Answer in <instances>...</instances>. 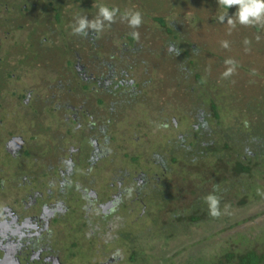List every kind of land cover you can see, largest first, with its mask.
Masks as SVG:
<instances>
[{
	"label": "flooded vegetation",
	"instance_id": "obj_1",
	"mask_svg": "<svg viewBox=\"0 0 264 264\" xmlns=\"http://www.w3.org/2000/svg\"><path fill=\"white\" fill-rule=\"evenodd\" d=\"M81 2L85 5L89 0ZM26 7L23 4L21 11ZM164 22L168 25L170 20L164 18ZM163 39L165 38L162 37V42ZM137 42L135 37L132 46L126 50L136 61L134 68L138 65L145 67L147 60L141 57L147 47L142 44L138 46ZM167 46L170 47L168 53L164 49ZM176 47L177 45L164 43L155 48L158 55L152 56L161 57L163 64L157 63L158 68L166 70L164 77L175 89V101L171 103L176 105V109L179 107L185 111L183 117L191 120L192 134L185 133L172 139L170 142L174 146L168 158L165 159L162 154L155 152L153 156L148 157L160 168L162 178L165 174L175 172V168L181 170L182 167L192 164H195L196 168L197 163L199 170L203 172V162L195 157L198 151L192 149V144L196 143L195 140L202 142L203 137L209 139L210 136L211 144L215 142V136L208 130L207 123H204L208 118L213 121L212 110L208 103L206 111L200 107L202 103L199 93L202 86L195 78L196 70H181L182 53L176 50ZM48 51L49 49L46 53ZM41 55L42 51L34 41L26 55L33 61L28 58L24 64L27 68L34 66V69L38 68V63L39 68L43 67L59 75L54 83L47 87L48 99L45 106L52 111L48 106L57 103V108L70 112L61 114L60 121L74 125L77 123L79 132L73 133L82 134L72 140L66 148L53 144L52 135L46 132L52 131L54 120L45 122L38 118L41 94L32 88L18 94L10 91V98H6L8 83L4 79L10 78L11 75L9 72L2 75L6 69L4 65H0V107L5 109L2 101H7V104L16 107L15 114L17 109L18 113L21 111L17 116L20 123H23L25 118L29 121L27 125L23 123V128L19 127L20 123L0 126V161L2 160L1 164L5 166L3 168L0 164V264H65L62 260L67 249L72 250L81 245L86 246L90 257V260L83 257L82 260L87 261L83 264H118L119 257L106 254L105 251L118 249L122 254V247L138 250L137 238H129L128 232H131V235L139 234V231H136V219L140 217L138 220H141L151 214L145 212V203L148 202L146 192L149 186L155 187L160 178L155 174L152 176L144 173L141 169L129 172V169L104 167L101 160L106 151L101 136L109 125L121 117L125 108L130 109L137 104L145 107L153 105L146 96L148 81L137 83L132 70L127 71L129 69L124 68L106 72L85 70L84 63L82 65L76 61V64H73L72 60L70 67H64L59 61V66H54L51 56L47 55L49 59L42 62ZM169 64L173 66L170 67ZM209 71L204 73L210 79L214 78L213 75L217 77V70ZM143 73L145 76L146 71L143 70ZM85 84L88 85L87 89L83 88ZM206 85L204 87H207ZM186 86L191 91L195 90L194 106L188 104V110H185L186 101L180 92L181 89H186ZM163 115L164 111L161 116ZM130 117L131 114L127 116ZM174 119L171 118V122L176 127L177 122ZM44 123L46 128L42 132L48 134L44 136L45 140L41 138L42 134L38 135L35 128H32V125L36 124L40 129ZM68 134L70 135L71 131H68ZM39 138L43 142L38 141ZM199 149L202 151L200 146ZM124 157L138 167L139 155L135 150L131 149ZM170 159H174L173 162ZM100 170L106 171L105 182H100ZM9 197L13 200L5 202ZM137 205L142 206V210L139 216H134ZM70 207L74 210L75 221L66 223L65 216ZM132 217L135 222L127 224V220ZM76 226L78 232L72 229Z\"/></svg>",
	"mask_w": 264,
	"mask_h": 264
},
{
	"label": "rangeland",
	"instance_id": "obj_2",
	"mask_svg": "<svg viewBox=\"0 0 264 264\" xmlns=\"http://www.w3.org/2000/svg\"><path fill=\"white\" fill-rule=\"evenodd\" d=\"M7 1V7L0 5V65L3 66L6 70L2 75L10 73V78L4 79L7 80V97L10 98V91H14L16 94L21 93L22 91L29 89H36V92L41 94V106H40V115L39 119L45 122H50L54 120L53 125L51 126L53 144H59V147L66 148L72 140L74 141L79 137L82 132H79L77 123L71 124L63 123L60 121L61 114H70L65 110H61L56 107L57 103H51L49 108H52V111L45 106V101L48 99L47 87L52 85L59 76L58 74L47 71V69L41 67L39 68L38 63L37 67L27 68L24 64L25 60H28L27 52H30V48L34 44L38 46L37 42L42 43L41 51L53 58V65L59 66L57 63L60 58L67 55L70 57L72 53L75 56L74 59L71 58L73 64H76V61H79L82 65V47L84 43H88L85 35L80 33H74L72 28L75 26L78 17H86L89 20H95L94 14L98 12L100 5H105L108 8H115L120 10V12H130V11H139L141 13V18L143 19L144 26H146V37L142 40L147 41L146 47L149 44L153 48L161 47L163 31L157 28V24L153 21V17L162 16L165 19L173 20L176 16L186 20V28L188 30L189 36L186 41V38L183 44L188 48L190 43H197L198 45L203 43V39H206V46L209 48L217 46V44L222 45V42H225L224 37H227L226 34H223L221 30L227 31V23L218 26H207V23H204L205 18H217L220 14L225 12L218 0L217 9L213 6L217 4L215 0H182L188 1L191 4L190 8L184 9L181 12L179 9H174L175 12L172 15H169L168 12L164 13L160 10V4L168 3L169 0H152L157 3V7H150L142 4V0H89L85 5L82 4L81 0H60V7L62 11L61 20L64 21L65 25L61 28L55 27V34H49L48 32L42 31L41 28H38V25L32 21L34 16L27 15L23 13L20 7L26 2V0H2ZM168 1V2H167ZM171 2H181V0H170ZM198 5L203 6L199 8ZM9 9V10H8ZM181 13V14H180ZM30 14V13H29ZM65 14V16H64ZM119 11L116 13L114 18L110 23V27L106 26L102 28L99 32H103L108 40H111L109 43L106 42V50H104L103 60L105 66L102 67V71L106 72L108 70L107 66L112 65L116 69L120 67L121 63L117 55L107 58V52L113 47L120 49V46L123 47L126 44V40L120 38L121 28L127 27L125 19L119 21ZM40 17V16H39ZM25 22L26 27L23 30L14 31L13 22ZM29 21V22H28ZM32 21V22H31ZM209 22V21H208ZM261 24V25H260ZM262 31H257L256 39L253 45H249L237 49L236 45L243 46L246 42H243L237 38L234 40V43L230 42L227 44V47L223 46L219 51L221 53H236V59L232 60L234 64H237V70L239 74H247L246 83H241L242 85L237 86L238 95H229L228 99H231L230 102L225 100V98L220 97L221 102L226 101L227 108L226 110L225 103L221 109L224 110V116L222 119H219V125H216L210 119H207V128L213 133L214 141L220 142L223 138H231L232 134L235 132L236 127L242 126V123L251 121L254 118V115L250 112L240 114L241 110H235L234 104H236L237 99L242 96V92H250L246 95V98L242 100L253 99L254 94H256V88H264V23H260ZM37 28V31L33 32V29ZM139 31V30H138ZM155 32V35L153 34ZM8 33V35H7ZM43 37L46 40H44ZM35 39V40H33ZM182 44V45H183ZM170 47L167 46L165 51ZM204 48H206L204 46ZM217 48V47H215ZM226 48V51H225ZM49 51L46 53V50ZM228 49V50H227ZM213 52V50H212ZM168 53V52H167ZM220 53V54H221ZM43 54V55H45ZM205 51L198 47L197 50L190 53L189 57H182L181 66L186 68H193V63L199 64L195 67L196 70H208L205 72H210V65H215L214 62L217 57L213 56L210 59H206ZM233 55V54H232ZM101 56V57H102ZM222 58L227 57L225 54H221ZM143 60H147V66H136V68L131 69L133 77L136 79L137 83L147 80V89L146 96L149 103L153 105H148V107L143 106L142 104H137L133 108H125L124 113L117 119V121L109 125L107 131L104 135L101 136L102 141L105 145V154L101 160V164L104 167L120 168V169H129V172H132L137 169H141L142 172L155 174L160 178L158 185H163L164 190L169 193L175 194L179 193L182 210L185 213V217L189 216L192 212V209L198 211L204 209L203 201L204 196L209 191V184H204L203 186L197 189L193 186L197 182H200V179L197 176L191 175V171L183 172L175 168V172L167 175H162L160 168L149 160V156L155 154H162L164 158H168L170 150L173 148V143L170 141L177 138L179 135L185 133L192 134V123L190 119L183 117L185 111H182L179 107L176 109V105L171 103L173 94L175 92L174 87L171 82L165 79L166 70H159L158 64H163L161 57L157 58L156 56L142 55ZM31 59V58H30ZM99 59V58H98ZM97 59V60H98ZM32 60V59H31ZM151 60V61H149ZM33 61V60H32ZM45 59H42V62H45ZM205 62V66L203 63ZM158 63V64H157ZM246 64V66L244 65ZM172 67V64H169ZM67 67H70L67 66ZM245 67V68H244ZM193 68V70H195ZM143 70L146 71L144 76ZM172 68L170 69V72ZM220 74V73H219ZM101 75V74H100ZM177 75V73L175 74ZM4 78V77H3ZM70 78L76 80L75 77L70 76ZM64 80V79H63ZM73 80V81H74ZM191 81V80H190ZM72 82V80H71ZM150 82V83H149ZM234 82V79H233ZM78 82H76V85ZM187 87V86H186ZM202 90V89H201ZM35 91V90H34ZM203 91V90H202ZM228 93V92H226ZM225 93V94H226ZM262 99V98H258ZM3 107H0V126H8L12 123L18 125L20 121L18 120V109L17 114L14 113L16 107H12L11 104H7V101H2ZM55 102V101H54ZM207 103H202L200 105L201 109L206 111ZM260 109L263 107H259ZM49 110V111H47ZM187 110V109H185ZM164 111L165 115H162ZM49 112V113H48ZM131 114L130 118L127 116ZM47 118H43V116ZM235 116V117H234ZM237 117V118H236ZM171 118H175L176 127L172 125ZM184 119V120H183ZM79 120V118H78ZM183 121V122H182ZM25 124L29 122L27 118L24 120ZM23 122V123H24ZM23 123H20V128H23ZM254 123V122H253ZM32 128H35V132L47 136L45 132H42L46 128L45 123L41 125L40 129L37 128L36 124L32 125ZM243 129V128H241ZM249 127V132H251ZM22 130V129H18ZM68 131H71V134H68ZM73 131H77L73 133ZM242 132H246L241 130ZM251 134V133H250ZM37 135V134H35ZM41 135V136H42ZM145 136V137H144ZM39 138L38 141L43 142ZM190 138V137H189ZM213 138V137H212ZM204 139V140H203ZM202 141L205 142L207 139L203 138ZM229 141V140H228ZM146 142V143H145ZM251 144H249V147ZM131 149L136 151V154L139 155V164L138 167L136 164H131L127 158L124 157V154L129 152ZM238 154H241L242 147L238 146L236 148ZM157 152V153H156ZM212 160L205 161L204 164H209ZM2 160L0 161L1 164ZM3 168V166L1 164ZM0 167V169L2 168ZM205 168L203 171L205 174L209 172L207 166H202ZM170 168L174 169V167ZM36 169V168H35ZM114 170V169H112ZM105 170H100V182H105L107 179L105 175ZM111 173H109V178ZM162 178V179H161ZM198 184V183H197ZM233 186L227 193H223L220 197L223 198L225 202L220 208L221 214L216 217H212L207 221H200L196 224L188 225L178 224L174 225V221L168 218L164 211L156 210L151 205L147 204L145 212L154 214L156 221L154 222L150 215L147 217L138 220L136 219L137 227L139 234L131 235V232H128L129 238H137V248L142 250V253L137 250L132 252L129 247H122V254L119 252L117 255L118 249H107L106 254L118 256V264H199L201 260L211 259V257L217 256L223 249H239L243 250L248 247H257L258 243L262 241L264 236V199L257 200L255 202H249L246 206L236 207L234 202L242 199V195L238 194V188ZM223 187V186H222ZM249 199H251V194H248ZM9 200L5 202H10L13 198L9 197ZM148 203V202H147ZM195 203V204H191ZM190 204L192 208L189 207ZM134 210V207H130ZM142 210V206L137 205L135 207L134 216H139ZM74 210L70 207L67 215L65 216L66 223H72L75 221ZM123 214V212H121ZM165 219V220H164ZM58 221V220H57ZM127 224H133L135 222L134 217L127 220ZM158 221V222H157ZM157 222V223H156ZM171 223V224H167ZM133 226V225H132ZM142 230H140V227ZM74 232H78V228L72 227ZM61 234V233H60ZM58 235H56L57 237ZM144 252V254H143ZM133 256L132 261L130 256ZM107 256V255H106ZM110 257V256H108Z\"/></svg>",
	"mask_w": 264,
	"mask_h": 264
},
{
	"label": "trees",
	"instance_id": "obj_3",
	"mask_svg": "<svg viewBox=\"0 0 264 264\" xmlns=\"http://www.w3.org/2000/svg\"><path fill=\"white\" fill-rule=\"evenodd\" d=\"M126 1V0H125ZM134 1V0H132ZM166 2V0H164ZM217 2L216 5H214V8H218V0H215ZM7 2V1H6ZM5 1L0 0V5H4L7 7ZM142 4L150 7H157V3L152 0H142ZM168 2V1H167ZM60 0H26L24 3L27 7L22 12L26 13L27 15H33L34 23L38 25V28H41L42 31L48 32L50 35L53 33L55 34V27L61 28V26H64L65 23L63 20H61L62 11L60 7ZM34 5V6H33ZM191 4L187 1L181 2H171L169 0L168 3H161L160 4V10L164 13H167L169 15H172L173 12H175L174 9L181 8L179 11L181 12L184 9L190 8ZM200 5H198L199 7ZM203 6H200L199 8H202ZM222 9H224L227 12V16H232L236 9L238 8V5H232L229 8L225 9L222 5H220ZM22 8V6L20 7ZM9 10V9H8ZM120 14V20L122 19V12L120 10H117V14ZM173 11V12H172ZM30 13V14H29ZM97 14H94V18H97ZM181 14V13H180ZM175 18L173 20H170V23L167 25L164 22V17L162 16H156L153 17V21L158 25L157 28L163 31V35L165 40L163 39V44L166 45H177L176 50L181 51L183 57H189L190 53H194L195 50H197L198 47L203 49V52L205 51V57L206 59H210L211 57L215 56L218 60L214 62L215 65H210V70H217V77L213 75V79L205 74L204 71L196 70V66L198 67L199 64L193 63V68H195V78L202 86V90L200 91V103H208V106H210L212 110V117L213 122L216 125H219V119H222V116H224V110L221 109V106L223 107L225 103V107H223L225 110L227 108L226 101L221 102L220 97L223 96L225 100L230 102L231 99H228L229 95H238L237 92V86L242 85L241 83H246L247 74L241 73L239 74L237 70L238 65L237 64H228L225 63L226 60L229 59H236L237 55L236 53H228V51L225 53L224 51L221 53L219 51L220 48H223L222 45L217 44V48L212 47L209 48L208 45L206 46V39L203 43L198 45L197 43H190V47L185 49V45L183 44L185 38L187 42L189 33L186 28L187 22L186 20H183V18H180L174 14ZM40 16V17H39ZM65 16V14H64ZM227 16L225 17V21L227 19ZM233 19L235 20V16H233ZM115 21V18H113ZM31 21V22H32ZM209 21V22H208ZM29 22V21H28ZM126 22V29L121 28V39L126 40V44L123 45V47L120 46V49L116 47H112L107 52V58H110L111 56L114 57V55H117L119 58V61L121 63L120 67H117L116 69L112 65H108V70H119L121 69H129L127 71H131L135 66V59L133 58V55L129 53L126 48H130L132 46V43L134 41V37L132 36V32H137L138 35L136 36L137 45H143L145 46L148 42L143 41L142 39L146 37V26L142 25L143 19H141V23L139 26L133 28L129 26L127 19H125ZM207 23V26H218L223 25V23L219 22L217 18H205L204 23ZM14 23V31L16 30H23V28L26 27L25 22H13ZM108 27H110V23L108 21L104 22ZM226 23V22H225ZM213 24V25H212ZM261 25V24H260ZM258 24H249V25H242L238 22L235 23V26H228L227 31L221 30L223 34H226L227 37H224L225 42L229 44L230 42L234 43V40H239L246 42L243 46L236 45L237 49L245 47L249 45H253L258 38L256 35L257 31H262L261 26ZM62 29V28H61ZM39 30L37 28L33 29V32ZM153 34L155 35V32L153 31ZM85 35V38L87 39L88 43H84L82 47V63H84L85 70H102V67L105 66V62L107 60H103L104 50H106V42H110L111 40H108L106 35L103 32H96L94 30L89 29ZM44 40L47 38L46 36L43 37ZM168 40V41H166ZM184 42V43H185ZM38 47L42 48V43L37 42ZM145 44V45H144ZM183 44V45H182ZM126 45V46H125ZM153 45L150 47H147L144 55H147L151 58L152 55H158V50L153 48ZM204 46L206 48H204ZM157 48V47H156ZM264 49V48H263ZM213 50V52H212ZM228 50V49H227ZM226 51V48H225ZM138 52H141L138 50ZM225 54L227 57L222 58L221 54ZM264 53V50L262 51ZM42 52V58L45 60H48L49 57L47 54ZM233 54V55H232ZM76 55L72 54L70 57L67 55H64V57H59V62L65 67L71 65V58L74 59ZM102 56V57H101ZM240 57V55H238ZM99 58V59H98ZM98 59V60H97ZM211 60V59H210ZM232 61V60H231ZM53 62V60H52ZM136 65V64H135ZM205 66V62L203 63ZM246 66V64H244ZM247 67V66H246ZM193 68L190 67H182L181 70H193ZM245 68V67H244ZM232 69L231 72H229L227 75L224 73L228 70ZM220 73V74H219ZM97 76V75H95ZM188 76V75H186ZM210 79V80H209ZM234 79V82H233ZM209 80V81H208ZM206 82L207 85L205 84ZM215 82V84H213ZM87 83V82H86ZM207 87H204V86ZM85 89L88 88V85L85 84L83 87ZM256 94H254V100L249 99L243 102L242 100L246 98V95L250 92L245 91L246 93L242 92V96L237 99L236 104L234 106L236 107L235 110H241V115L250 112L254 115V118L247 122L242 123V126L236 127L234 129V133L232 134L231 138H223L220 142H214L211 144L210 138L207 139L204 143L198 142L195 140L196 143L192 144V149L195 148L196 151H198L196 158L200 159L203 164L202 166H207L210 170L207 174L199 170V166L197 163V166L195 168V164H192V166H186L182 167L181 171L187 172L191 171V175L197 176L200 179V182H197L196 184H193L194 187L199 189V187L203 186L204 184H209V191H207V194L214 193L219 198V205L218 207H221L225 202L223 201V198L220 196L223 193H227L230 187H237L238 188V194L242 195V199L238 200L237 202H234V206L236 207H243L246 206L249 202H255L260 199H264V88L258 87L256 88ZM182 95L185 98V109L188 110L189 106H194L193 98H194V92L195 90L191 91L188 87L183 90L181 89ZM228 92V93H226ZM226 93V94H225ZM186 95V97H185ZM66 97V96H64ZM67 98V97H66ZM262 98V99H258ZM175 96L170 101H175ZM263 107V108H259ZM235 117V116H234ZM237 118V117H236ZM209 119V118H208ZM211 120V119H210ZM207 119L206 122L207 123ZM254 122V123H253ZM249 127L252 128L251 132H249ZM243 128V129H241ZM241 130H244L246 132H242ZM251 133V134H250ZM204 138V137H203ZM202 138V139H203ZM204 140V139H203ZM229 140V141H228ZM192 143V142H191ZM207 143V144H206ZM249 144L251 146L249 147ZM199 146L201 147V150L199 149ZM240 146L242 147L241 154H238L239 152L236 151V148ZM200 152V154H199ZM208 154V155H207ZM208 156V158H206ZM212 161L209 164H204L205 161L211 160ZM174 159H170L171 162H173ZM195 169V170H194ZM202 169V168H201ZM223 186V187H222ZM252 195L251 199H249L248 194ZM148 195L147 201L154 209L164 211V215L166 214L169 219L174 221V225L185 224L188 223V225L196 224L198 222L207 221L211 219L213 216L208 214V207L205 200L203 201V207L204 209L200 210L199 213L197 210L192 209V212L189 216L185 217V213L181 208L182 202L180 201L179 193L172 194L168 191L164 190L162 185H155V187L151 188L148 187V191L146 192ZM205 197V196H204ZM195 204V203H191ZM190 208L192 206L188 204ZM151 219L155 222L157 217H154V214H150ZM165 220V219H164ZM158 222V221H157ZM156 222V223H157ZM171 224V223H169ZM137 231V229H136ZM85 245H81L80 247L77 246L76 248H73L72 250L67 249V253L65 252L63 255L62 263L65 264H83L87 261H83L82 258L86 257L90 260L89 252L87 249H85ZM138 249L141 253L142 250ZM135 249L131 250L134 252ZM137 251V250H135ZM144 254V252H143ZM134 255L130 256V260L132 261ZM199 264H264V236L262 241L258 243L257 247H248L243 250H239L237 248L227 250L223 249L217 256L211 257V259L207 260H201Z\"/></svg>",
	"mask_w": 264,
	"mask_h": 264
},
{
	"label": "clouds",
	"instance_id": "obj_4",
	"mask_svg": "<svg viewBox=\"0 0 264 264\" xmlns=\"http://www.w3.org/2000/svg\"><path fill=\"white\" fill-rule=\"evenodd\" d=\"M219 3L225 8H229L232 5H238L235 13L232 16H227V12H223L217 17V20L221 23H227L230 26H235V23L242 25L260 24L264 23V0H219ZM117 12V9H109L105 5H100L98 8L97 18L95 20H89L86 17H78L75 26L72 28L74 33L86 34L89 29L99 32L107 25L105 21L111 22ZM227 19L225 21V17ZM235 16V20L233 19ZM122 19H127L129 26L135 28L141 23V13L139 11L124 12ZM132 36L135 38L137 33L132 32ZM223 46L227 47V42H222ZM225 63L232 64L233 61L226 60ZM232 69H228L224 74L227 75ZM247 124V121H245ZM208 207V214L216 217L221 214V210L218 207L219 198L214 193H209L204 197ZM119 254V251L116 253Z\"/></svg>",
	"mask_w": 264,
	"mask_h": 264
}]
</instances>
